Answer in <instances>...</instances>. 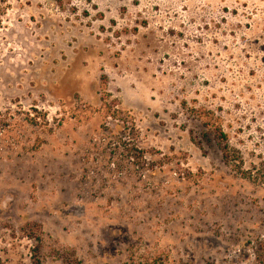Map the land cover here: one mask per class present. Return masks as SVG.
I'll use <instances>...</instances> for the list:
<instances>
[{"label":"rangeland","instance_id":"1","mask_svg":"<svg viewBox=\"0 0 264 264\" xmlns=\"http://www.w3.org/2000/svg\"><path fill=\"white\" fill-rule=\"evenodd\" d=\"M35 253L264 264V0H0V264Z\"/></svg>","mask_w":264,"mask_h":264},{"label":"trees","instance_id":"2","mask_svg":"<svg viewBox=\"0 0 264 264\" xmlns=\"http://www.w3.org/2000/svg\"><path fill=\"white\" fill-rule=\"evenodd\" d=\"M204 124L208 125V123H204ZM213 136L217 140L218 145L221 148V151L223 153H225V155H226V143H225L226 135L221 131V129L214 128L213 129ZM28 226L36 227V228H39L40 227L38 224H29ZM32 236L33 235H31V237L29 236V238H33V240L36 241V247H35L34 251H37L38 252V250L40 248V239L38 237H32ZM31 264H41L40 263V260L38 258V255L36 253L33 254V256H32V262H31Z\"/></svg>","mask_w":264,"mask_h":264}]
</instances>
